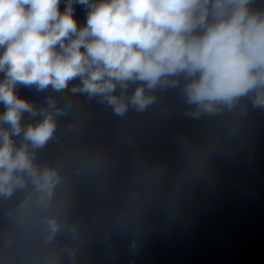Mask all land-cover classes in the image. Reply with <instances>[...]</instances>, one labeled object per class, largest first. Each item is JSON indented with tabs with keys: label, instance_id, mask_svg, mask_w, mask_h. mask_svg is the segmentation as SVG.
<instances>
[{
	"label": "clouds",
	"instance_id": "clouds-1",
	"mask_svg": "<svg viewBox=\"0 0 264 264\" xmlns=\"http://www.w3.org/2000/svg\"><path fill=\"white\" fill-rule=\"evenodd\" d=\"M87 8L78 25L73 4ZM252 0H0V194L10 195L30 179L50 197L55 169H38L35 149L53 137L55 101L38 110L17 95V86L100 96L123 114L154 100L147 90L175 86L184 76L194 116L231 106L255 93L264 105V12ZM139 82L130 98L117 95ZM54 110V111H53ZM25 113L43 118L22 124ZM6 125L7 127H4ZM17 145L13 136H21ZM33 150V151H30ZM55 231L57 224L50 220Z\"/></svg>",
	"mask_w": 264,
	"mask_h": 264
}]
</instances>
